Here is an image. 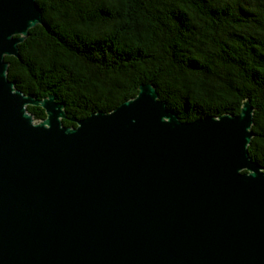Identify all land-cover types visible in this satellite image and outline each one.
<instances>
[{
  "label": "water",
  "instance_id": "95a60500",
  "mask_svg": "<svg viewBox=\"0 0 264 264\" xmlns=\"http://www.w3.org/2000/svg\"><path fill=\"white\" fill-rule=\"evenodd\" d=\"M37 24L35 0H0V264H264L250 101L181 121L146 82L63 126L55 95L7 78L4 56Z\"/></svg>",
  "mask_w": 264,
  "mask_h": 264
},
{
  "label": "trees",
  "instance_id": "16d2710c",
  "mask_svg": "<svg viewBox=\"0 0 264 264\" xmlns=\"http://www.w3.org/2000/svg\"><path fill=\"white\" fill-rule=\"evenodd\" d=\"M42 25L4 56L24 94L71 118L110 112L151 82L181 121L253 108L250 159L264 169V0H35ZM37 121L44 110L27 106Z\"/></svg>",
  "mask_w": 264,
  "mask_h": 264
}]
</instances>
